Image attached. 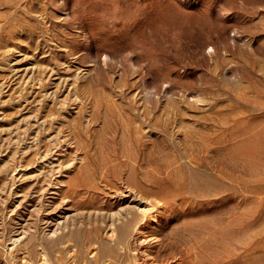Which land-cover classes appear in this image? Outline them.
<instances>
[{"label": "rangeland", "instance_id": "374dc122", "mask_svg": "<svg viewBox=\"0 0 264 264\" xmlns=\"http://www.w3.org/2000/svg\"><path fill=\"white\" fill-rule=\"evenodd\" d=\"M133 263L264 264V0H0V264Z\"/></svg>", "mask_w": 264, "mask_h": 264}, {"label": "bare ground", "instance_id": "6f19581e", "mask_svg": "<svg viewBox=\"0 0 264 264\" xmlns=\"http://www.w3.org/2000/svg\"><path fill=\"white\" fill-rule=\"evenodd\" d=\"M136 195V194H135ZM142 202H145V201H142ZM146 203L147 204H149V205H153L154 204V202H153V200L151 199H147L146 200ZM134 205L135 206H138V207H141V204H138V202H134ZM127 206H129V205H127ZM131 207H123V208H121L120 210H118V211H116L114 214H113V217H112V226L114 225V227H113V229H112V232L114 233H112L113 234V238L112 239H117L118 237H119V230H118V228H117V226L115 225V220L116 219H119L120 218V216L123 214V211L124 210H126V209H130ZM147 210V209H146ZM146 210H144V209H139L138 208V213L140 214V216L142 217L141 218V220L142 221H144V223L143 224H141L140 223V221L141 220H139L138 222H136L135 224H134V226H133V228H132V233H131V236H130V239H129V241H128V243H127V245L126 246H128L130 243H131V240H132V238L134 237V235L135 234H137V233H139V230L142 228V226L143 227H145V228H148V225L151 223V221H148L147 219H146V217H147V215H148V210L146 211ZM161 217V216H160ZM112 228V227H111ZM140 232H142V231H140ZM144 232V231H143ZM143 234V233H142ZM141 234V235H142ZM145 235V234H144ZM143 235V236H144ZM111 236V235H110ZM139 236V235H138ZM75 249V248H74ZM73 249V250H74ZM96 252V251H95ZM96 255H97V252L95 253ZM71 255V254H70ZM135 256V255H134ZM136 257V256H135ZM45 262V261H44ZM71 262V261H70ZM87 262V261H86ZM46 263H47V261H46ZM134 264V263H133Z\"/></svg>", "mask_w": 264, "mask_h": 264}]
</instances>
